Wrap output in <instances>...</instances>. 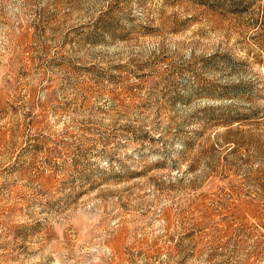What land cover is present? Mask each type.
<instances>
[{
	"label": "rangeland",
	"instance_id": "obj_1",
	"mask_svg": "<svg viewBox=\"0 0 264 264\" xmlns=\"http://www.w3.org/2000/svg\"><path fill=\"white\" fill-rule=\"evenodd\" d=\"M0 264H264V0H0Z\"/></svg>",
	"mask_w": 264,
	"mask_h": 264
}]
</instances>
